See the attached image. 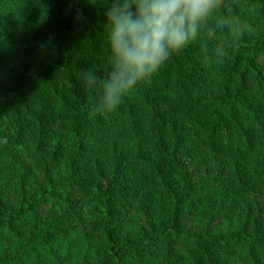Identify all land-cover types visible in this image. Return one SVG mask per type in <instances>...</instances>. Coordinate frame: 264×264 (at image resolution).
Here are the masks:
<instances>
[{
	"label": "trees",
	"instance_id": "obj_1",
	"mask_svg": "<svg viewBox=\"0 0 264 264\" xmlns=\"http://www.w3.org/2000/svg\"><path fill=\"white\" fill-rule=\"evenodd\" d=\"M104 0H0V264H264V0L105 113Z\"/></svg>",
	"mask_w": 264,
	"mask_h": 264
},
{
	"label": "clouds",
	"instance_id": "obj_2",
	"mask_svg": "<svg viewBox=\"0 0 264 264\" xmlns=\"http://www.w3.org/2000/svg\"><path fill=\"white\" fill-rule=\"evenodd\" d=\"M108 66L81 74L93 92V113L115 110L138 84L151 79L175 52L195 38L215 0H104Z\"/></svg>",
	"mask_w": 264,
	"mask_h": 264
}]
</instances>
